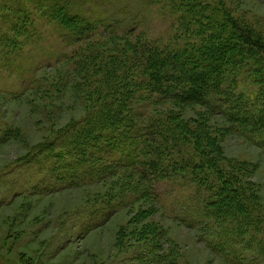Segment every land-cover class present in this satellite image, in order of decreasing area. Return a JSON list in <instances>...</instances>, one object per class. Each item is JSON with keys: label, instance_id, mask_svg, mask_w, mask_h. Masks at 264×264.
I'll return each mask as SVG.
<instances>
[{"label": "rangeland", "instance_id": "374dc122", "mask_svg": "<svg viewBox=\"0 0 264 264\" xmlns=\"http://www.w3.org/2000/svg\"><path fill=\"white\" fill-rule=\"evenodd\" d=\"M221 1L232 18L264 42V0ZM11 2L0 0V264H264V146H257L263 138L246 135L203 106L161 100L134 85L141 74L140 62L131 61L137 48L188 43L178 16L146 0H89L93 17L111 21L120 37L99 28L81 56L88 57L91 45L119 57L128 54L129 69L115 80L117 89L126 81L134 85L131 112L143 122L164 123L172 113L188 121L192 136H200L190 140V147L232 178L237 199L242 195L250 220L257 224L238 225V238L220 253L211 245L236 218L224 220L222 214L188 226L182 216L196 203L191 188L162 185L161 210L144 212L139 223L129 226L146 205L127 203L107 220L94 219L103 200L118 191L111 183L126 173L78 188L56 181L49 153L41 147H67L71 137L66 128L83 126L98 109L93 96L105 91L98 87L105 86L106 72L90 67V61L79 66L85 59L67 62L76 46H66L47 20H35L30 37L22 38L23 16ZM31 12L35 15L34 7ZM188 38L197 46L206 42L203 36ZM138 96L141 100L132 102Z\"/></svg>", "mask_w": 264, "mask_h": 264}, {"label": "trees", "instance_id": "16d2710c", "mask_svg": "<svg viewBox=\"0 0 264 264\" xmlns=\"http://www.w3.org/2000/svg\"><path fill=\"white\" fill-rule=\"evenodd\" d=\"M146 1L170 10L178 16V23L188 37L203 36L206 42L204 46H197L198 43L186 36L188 43L184 47L137 48L138 53L131 61L140 62L141 74L134 78V85L139 84L141 91L149 90L161 100L199 105L212 114L219 113L246 135L262 137L257 146L263 147L264 42L259 35L232 18L221 0L211 3L208 0ZM88 3L89 0L11 2L23 16L22 38L30 37L35 20H47L55 26L66 46H76L67 62L85 59L79 66L90 61V67L106 72L105 86L98 89L107 91H96L93 96V104H99L98 109L92 118L83 120V126L71 124L66 128L65 134L71 137L65 143L67 147L55 149L53 146L54 151L41 147L52 160L50 171L54 178L62 187L78 188L107 181L118 172L126 173L122 175L124 178L111 183L118 186L119 194L103 200L94 219L107 220L119 208L127 207V203L146 205L129 226L139 223L142 213L161 210L159 188L162 185L191 188L196 203L184 211L182 221L194 227L199 221L208 223L207 220L222 214L224 220L236 218L222 227L215 245H211L217 253L230 249V241L240 234L238 225L257 224L250 220L251 215L240 199L242 195L237 199L232 178L217 170L212 158L190 147V140L198 141L200 136L197 132L192 136L188 121L172 113L164 123L158 119L143 122L131 112L133 103L129 100L130 97L134 100L135 87L126 81L117 89L115 80L129 69L125 58L128 54L119 57L107 48L91 45L88 57L81 56L99 28L107 30L111 37H120L114 35L118 29L111 27V21L93 17ZM33 7L35 15L31 12ZM136 98L132 102L141 100L140 96ZM142 234V231L137 233L138 237Z\"/></svg>", "mask_w": 264, "mask_h": 264}]
</instances>
